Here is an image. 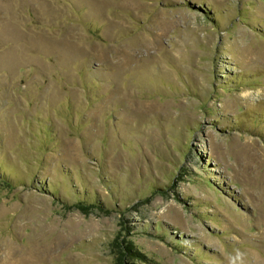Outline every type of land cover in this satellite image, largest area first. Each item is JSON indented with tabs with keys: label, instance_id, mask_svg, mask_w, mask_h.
<instances>
[{
	"label": "rangeland",
	"instance_id": "obj_1",
	"mask_svg": "<svg viewBox=\"0 0 264 264\" xmlns=\"http://www.w3.org/2000/svg\"><path fill=\"white\" fill-rule=\"evenodd\" d=\"M0 264H264V0H0Z\"/></svg>",
	"mask_w": 264,
	"mask_h": 264
},
{
	"label": "trees",
	"instance_id": "obj_2",
	"mask_svg": "<svg viewBox=\"0 0 264 264\" xmlns=\"http://www.w3.org/2000/svg\"><path fill=\"white\" fill-rule=\"evenodd\" d=\"M125 246H126L125 249H127L128 252H132L133 251L131 246L129 245V243L127 245H125Z\"/></svg>",
	"mask_w": 264,
	"mask_h": 264
}]
</instances>
